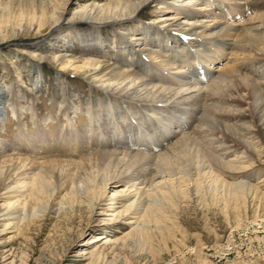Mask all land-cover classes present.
I'll return each mask as SVG.
<instances>
[{
  "label": "bare ground",
  "instance_id": "6f19581e",
  "mask_svg": "<svg viewBox=\"0 0 264 264\" xmlns=\"http://www.w3.org/2000/svg\"><path fill=\"white\" fill-rule=\"evenodd\" d=\"M56 1L37 5L29 26L20 25L46 27L48 35L10 52L30 93L40 90L42 70L25 60L23 50L61 66L55 82L63 99L52 111L63 120L56 133L48 130L53 116L37 113L36 95L28 100L17 87L15 67L0 63V124L9 109L19 124L28 115L35 125L32 134L20 125L15 140L0 139V182H23L12 189L19 190L16 200L8 196L0 207L5 229L21 232L41 217L38 211L58 215L84 206L90 214L99 208L111 221L126 222L124 241L151 245L156 232L177 226L171 215L192 197L264 203V173L252 169L264 166V0H110L85 5L67 19L68 0ZM144 9L155 20H140ZM129 22L132 30L115 29ZM104 26L114 28V54L105 48ZM74 42L81 46L79 57L67 51ZM67 75L80 76L102 94L70 102ZM80 115L86 124L79 128L73 119ZM63 139L87 154L77 161L43 158V145ZM59 165L73 171L67 187L46 178ZM116 185L123 189L112 192L102 209L106 190Z\"/></svg>",
  "mask_w": 264,
  "mask_h": 264
},
{
  "label": "rangeland",
  "instance_id": "374dc122",
  "mask_svg": "<svg viewBox=\"0 0 264 264\" xmlns=\"http://www.w3.org/2000/svg\"><path fill=\"white\" fill-rule=\"evenodd\" d=\"M52 1L57 2L56 0H0V40H3L0 41V63L4 62L8 68L15 67L14 82H19V85L16 84L17 87L24 88L28 100L31 99V94L36 95L37 113L41 117L53 116L48 130L49 133H56L61 128L63 120V118L55 120L52 111L54 104L63 99L55 82V72L61 66L55 67L39 60L41 53L29 49L23 50L27 53L25 60L36 63L42 70L40 72L43 82L40 90L37 93L35 91L30 93L28 90L31 86L27 76L19 72L18 65L13 64L10 54L16 48L21 50L20 45L38 43L48 35L49 29L46 27L38 29L32 26L22 29L20 25L29 26L28 17L32 9L41 3ZM108 2L110 0H68L64 7L65 18L85 5ZM153 14L151 10L145 12L144 9L138 13V17L149 22L155 20ZM61 23L66 24V20H62ZM80 25L86 27L85 24ZM121 25L115 29L123 32V28L130 31L134 27L131 22ZM102 29V35L107 40L105 42L107 52L116 53L109 49V38L114 28L104 26ZM67 51L70 53L72 51L79 57L81 46L74 42ZM119 54L122 56L121 53ZM221 65L223 64H214L212 68L218 69ZM66 84L68 91L73 94L70 102L78 103L82 99L95 98L102 94L89 87L80 76L67 75ZM6 115V122L4 125L0 124V139L3 142L9 143L15 140L20 125H25L30 134L35 131V125L30 124L28 115H24L21 124L15 117L12 118L9 109ZM73 121L79 128L86 124V120L81 119V115L74 117ZM64 141V139L55 140L53 143L43 145L44 149L40 151L44 154L43 158H71L77 161L81 155L87 154L86 149ZM75 148L77 153L74 152ZM262 153L264 154V148ZM252 169L264 173V166L259 163H255ZM51 172L46 173L49 176L46 178H51L57 187L63 182L67 187L69 184L67 179L73 174L70 167L62 168V165L52 168ZM226 177L228 181H232L228 176ZM12 178L0 182V207L16 200L14 195H18L19 190L15 188L13 191V187L23 182L20 180L16 183L17 180ZM5 186L9 189L5 190ZM122 189V185L109 187L102 203L104 206L101 208H108L107 204L112 202L109 201L112 192L117 193ZM8 196L11 197L9 201H7ZM207 198L197 201L192 197L188 205L180 208L177 215H171V220L177 222V226L167 231L156 232L150 238L151 245H144L135 239L124 241L123 237L129 230L126 222L111 221L109 213L104 214L99 208L92 214L88 213L84 206L58 215L51 210L38 211L36 214L41 217L34 224L27 222L31 218V212H28L30 215L27 214V221L25 219L27 223L22 226L21 232L11 226L5 229L8 222L1 216L0 264H264V203L251 202L249 198L240 196L234 198L227 196L217 201ZM35 202L38 201L32 200L31 204ZM99 236L105 239L94 243L93 241Z\"/></svg>",
  "mask_w": 264,
  "mask_h": 264
}]
</instances>
